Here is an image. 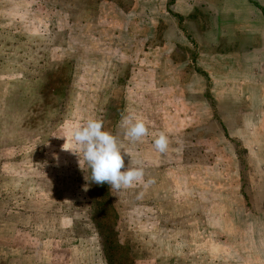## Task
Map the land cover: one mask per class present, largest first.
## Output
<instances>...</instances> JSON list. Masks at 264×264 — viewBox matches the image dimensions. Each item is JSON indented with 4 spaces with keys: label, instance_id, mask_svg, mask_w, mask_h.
<instances>
[{
    "label": "rangeland",
    "instance_id": "obj_1",
    "mask_svg": "<svg viewBox=\"0 0 264 264\" xmlns=\"http://www.w3.org/2000/svg\"><path fill=\"white\" fill-rule=\"evenodd\" d=\"M88 119L155 183L91 182ZM0 264H264V0H0Z\"/></svg>",
    "mask_w": 264,
    "mask_h": 264
},
{
    "label": "clouds",
    "instance_id": "obj_2",
    "mask_svg": "<svg viewBox=\"0 0 264 264\" xmlns=\"http://www.w3.org/2000/svg\"><path fill=\"white\" fill-rule=\"evenodd\" d=\"M121 127L124 128V135L131 142L141 141L149 135V129L145 122L132 115L122 118ZM65 138V137H62ZM72 148L62 145V150H68L88 165L91 173V182L102 185L107 183L111 190H127L142 185L144 189L155 183V178L145 180V170L137 166L132 154L124 150L117 141L116 136L103 130L100 120L88 119L86 123L77 126L72 130ZM155 149L164 154L169 148L168 136L161 132L153 141ZM123 150V155H122ZM125 156L130 157V162L125 168ZM53 158L58 160L55 154ZM122 169H124L122 171ZM85 180L88 177L85 175ZM87 190V188H85ZM140 195H143L141 193Z\"/></svg>",
    "mask_w": 264,
    "mask_h": 264
}]
</instances>
